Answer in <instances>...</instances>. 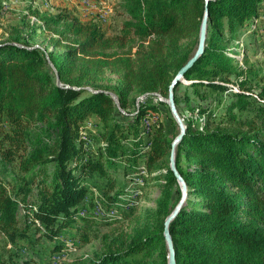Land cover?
<instances>
[{"label": "trees", "instance_id": "1", "mask_svg": "<svg viewBox=\"0 0 264 264\" xmlns=\"http://www.w3.org/2000/svg\"><path fill=\"white\" fill-rule=\"evenodd\" d=\"M115 1L126 19L113 35L98 15L83 19L67 4L54 11L30 4L0 37V237L23 249L20 259L0 255V264H38L25 241L51 244L53 260L96 238L90 232L97 222L132 217L130 234L104 235L103 253L70 264H168L164 224L182 197L170 169L180 132L167 133L159 115L176 122L166 103H154L158 97L138 106L131 97L169 96L197 50L206 2ZM209 10L204 53L175 90L187 126L176 166L188 186L170 225L176 260L264 264V60L241 59L239 41L250 35L264 53V0H210ZM107 71L123 86L97 85ZM149 181L161 195L136 217Z\"/></svg>", "mask_w": 264, "mask_h": 264}, {"label": "rangeland", "instance_id": "2", "mask_svg": "<svg viewBox=\"0 0 264 264\" xmlns=\"http://www.w3.org/2000/svg\"><path fill=\"white\" fill-rule=\"evenodd\" d=\"M5 9L0 12V37L4 40V32L9 31L10 26H18L21 21V17H23L26 12L28 5H33L35 7H40L42 9H48L54 11V8L59 5H68L77 15L82 17L83 19H89L94 15H98L104 22H108V24L113 25L107 28L108 35H113L114 33H118L120 31L122 22L125 21L126 17L123 15L122 10L119 8L114 11V7L116 5L115 0H94V2H84V0H3ZM66 5V6H67ZM104 18V19H103ZM250 35L241 34L239 36L240 41V49H241V59H243L244 55H248L250 61L253 63L255 61H263L264 53L259 51L257 44L254 40H252ZM34 42L41 43L39 40L34 39ZM244 47V48H243ZM246 51L244 52V49ZM257 53V54H254ZM97 85L104 87H117L120 88L123 86V82L121 77L107 71L104 75H102L98 81ZM86 88H91L87 86ZM186 89V85H182L178 88L177 94L182 95L184 90ZM143 95H132V99H136V106H138L142 101L146 98L151 97L148 96L146 98L140 99ZM140 99V100H139ZM155 100L154 103H159ZM135 105V104H134ZM183 109V107H182ZM184 117L189 116L187 111L183 109ZM160 121L164 122L166 125L167 133L171 137H175V135L180 132V129L176 124H173L172 120L169 116L164 114L159 115ZM146 175V174H145ZM122 175L118 177L120 180ZM143 185V180L139 179L138 184ZM163 183V182H162ZM161 183V184H162ZM179 185V184H178ZM179 189L181 187L179 185ZM130 191L133 193L135 191L134 187H130ZM161 195V187L157 186L155 182L149 181L148 186L144 187L142 198L139 201V206L136 209V217L139 216L141 212L147 209H154L156 207V200ZM22 218V217H20ZM135 219L128 220L126 222H120L118 224L107 225V223L97 222L93 225L91 229V234L95 235L90 239V242L87 244H77L76 248L71 249L69 251H65L66 254H57L55 258L52 260L54 255H51L52 248L51 244L47 242L44 245H38L33 247V243H29V241H25L26 248L29 250V256L35 258L38 264H70L75 258L80 257L82 255L93 256L95 253H103L105 251L104 246L102 245V237L104 235H108L111 238L118 237L120 234H130L131 230L134 226ZM21 225L24 226L23 218L21 220ZM23 249L12 247L11 244H6L3 237H0V255H3L4 260H8L11 255L14 256V259L21 258V252ZM60 255V256H59ZM51 259V262H49Z\"/></svg>", "mask_w": 264, "mask_h": 264}, {"label": "water", "instance_id": "3", "mask_svg": "<svg viewBox=\"0 0 264 264\" xmlns=\"http://www.w3.org/2000/svg\"><path fill=\"white\" fill-rule=\"evenodd\" d=\"M205 2H206L205 15H204V18H203V21L201 24L199 43H198L197 50H196L194 56L179 71V73L177 74V76L173 80V82L169 88V96L167 98H165L162 95H160L159 93H147L140 98V99H143V98H146L148 96L158 97L162 102L166 103L167 106L169 107L170 111H171V115H172L173 119L175 120V122L177 123V125L180 129L179 135L174 139V141L172 143V150H171V156H170V169L173 172L178 184L181 187L182 197H181L180 202L178 203V205L174 209V211L167 217L165 224H164V238H165L166 247H167V251H168V257H167L168 264H177L176 250H175L173 239H172L171 232H170V225L176 219V217L180 214V212L182 211L184 205L186 204L187 198H188V186H187L184 178L182 177V175L179 173L177 166H176V149L186 134L187 126L184 124V121H183L182 117L180 116L179 110L177 108V105L175 102V90H176L178 84L181 83V81L184 78L187 71L196 63V61H198V59L204 53L206 41H207V35H208L210 0H205ZM47 60L49 62L50 67L52 68V70L55 72V74L57 76V86L63 87L61 80H60V77L58 75V72H57L54 64L50 61L48 56H47ZM66 88H70V87L66 86ZM73 89L74 90H81V88H73ZM87 90L90 92H96L90 88H87ZM105 93L109 94L112 97V99L116 103L117 107L121 110L122 113L125 114V112L120 108V104H119L118 97L116 96V94H114L112 92H107V91Z\"/></svg>", "mask_w": 264, "mask_h": 264}, {"label": "built area", "instance_id": "4", "mask_svg": "<svg viewBox=\"0 0 264 264\" xmlns=\"http://www.w3.org/2000/svg\"><path fill=\"white\" fill-rule=\"evenodd\" d=\"M84 2H94V0H84Z\"/></svg>", "mask_w": 264, "mask_h": 264}]
</instances>
